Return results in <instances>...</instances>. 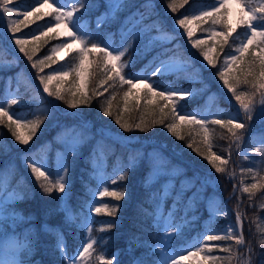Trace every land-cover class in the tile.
I'll use <instances>...</instances> for the list:
<instances>
[{"label": "snow or ice", "instance_id": "6c2138e0", "mask_svg": "<svg viewBox=\"0 0 264 264\" xmlns=\"http://www.w3.org/2000/svg\"><path fill=\"white\" fill-rule=\"evenodd\" d=\"M55 2L56 0H53L52 3H49L48 0H36V4L40 5V7L47 4L48 8L52 9L51 12H41L40 7L35 6L30 11H18L17 8L10 6L11 0H0V21L4 17H9L6 30L13 33V37L21 31V26L32 23L29 17H32L34 13L36 14V19L54 15L56 28H62L63 32H57L56 36L51 38L58 39L63 36L65 39L58 45L53 46L50 49L51 53L54 54L60 50H67L69 55L73 51L76 53L74 63L67 70L57 71L54 69L50 74L39 75V83L43 86L44 93H47L49 97L55 98V100L63 101L68 109L75 110L80 107H91L93 99L103 96L108 91V88L115 87L118 80L121 85H128V90L123 93V110L119 106L115 109L113 108L112 101L115 99V95H112L106 102L101 104V110L105 117L114 119L119 129L129 133L133 131L147 132L155 125H162L167 128L171 136L183 140L184 136L181 135L179 130L182 126H198L203 130L200 134L204 137V143L208 145V151L205 153L200 151L199 148L195 149V151L211 165L215 173L228 174L227 166L229 159L212 151V145L209 143L208 134L210 130L208 125H218L220 128L226 129L232 142L239 147L245 132L249 128V122L253 120L264 122V0H214L212 6L199 11L198 15L185 14L183 18L176 21L185 30L189 38L193 36V29L190 27L193 20L210 24L211 31L208 33V38L196 40L193 43V47L201 49L203 59L207 62L208 66L213 68L217 67V60L210 55V52L217 48L223 51L225 45H229V48H232V45L229 43L230 38L233 37L238 28H243L247 32L246 39L234 48V53L224 56L222 66L218 68L217 72L219 80L223 82V86L227 88L238 102L242 116L239 118L230 117L228 119L212 120L197 119L194 114H180L181 107L179 100L189 95L190 90L174 89L172 87L162 88L155 81L150 82V77L148 76L129 77L125 74V69L129 66L130 61L125 62L122 58L134 47V41L139 38V33L134 35L132 40L122 48L112 47L109 43H104V46H101L100 41L93 42L89 39V33L73 30L80 22V18L75 15L79 10L78 8L72 7L65 10L63 7H53ZM87 2L88 0H85V3H81L80 8L85 7ZM121 2L122 0H108L112 15H115L116 11L119 10ZM188 2L189 0H183L178 6L176 0H172L167 6L172 12H176L178 7L182 8ZM232 5H235L238 9V18L235 24L229 19V9ZM14 13L18 16H23L24 19H11L10 17ZM107 15L108 13L104 14V16ZM137 15L140 21L145 19L143 13H137ZM103 18L97 19V27L103 22ZM152 27H156L155 23L151 26H146L145 30H150ZM49 30L52 31V29ZM41 35L47 34L41 33ZM32 38L33 40H39L40 36L33 33ZM209 40L211 44L208 43ZM28 43L23 38H15V45L19 48V52L23 53L28 61H32V68L37 69L39 73H43L46 67H51L52 64L57 63L53 55H45L42 59L33 61L37 48L26 47ZM74 44L78 45L75 50L73 49ZM5 63L10 64L11 62L0 61V65ZM93 68L99 69L104 78L96 85V90L90 93L89 83L93 76ZM176 70V66L167 62H161L151 73V76L163 75ZM67 77H72L67 87H50V82L54 79L58 83H63ZM141 83L144 84V89L134 92L133 89H136L137 85ZM104 85H107V87H104ZM241 88L246 90H241ZM141 92L143 93L142 96ZM154 98H159L164 103L162 105L159 103L155 105L151 120L145 119L144 116H141L138 121H129L124 118V112L131 113L133 110L143 111L144 108L153 103ZM18 102L17 99H11L9 104L17 105ZM165 109H170V112L166 113ZM15 115V113L10 115V107L6 108L3 103H0V124H4L8 128L11 136L18 144L28 145L33 136H35L37 129L41 127L43 121L39 118L26 120L18 116L14 119ZM45 115L51 118V113L46 112ZM169 117L170 122L166 124L165 121ZM3 118H7V121H10V123H5ZM86 128L87 124L85 122L83 128L79 131H77L76 126L66 129L65 143L68 146V156L74 157L77 155L80 146L89 139V136L84 131ZM261 143L264 145V139L261 140ZM186 146L192 148L193 144L188 143ZM254 151L264 155V146L257 147ZM141 155L129 156L127 165L119 177L120 181L127 179V173L135 169L139 164ZM92 159L93 171L91 176L103 180L102 169L96 163L95 150ZM148 163L149 172L143 181L146 189L158 183L163 177H172L178 174L176 169L167 170L165 167L166 161L162 158L157 159L152 153L148 154ZM27 167L31 168L32 175L36 181L40 182V187L44 193L51 194L55 190L62 194L57 211L65 214V223L71 224L74 222L76 215L68 204V200L71 197V184L65 179L64 175L59 174L60 171L67 173L70 170L67 159L65 158L60 165L55 179H50L51 173L44 165L37 166L35 162H31L27 163ZM248 171L251 172L252 170L248 169ZM112 183L116 184L117 180H113ZM204 183L207 184V181ZM175 187L174 180L167 179L159 190V203L156 204L153 226L161 228L164 233L165 240L161 242L162 245L179 230V225L173 226L171 233L168 231V228L172 226L176 212L180 211L179 205L182 200V194L187 189L184 187L183 182L181 183L179 192L175 191ZM258 188H264V184L252 183L245 186L243 192L252 195ZM197 195H199V190L193 193V197L189 198L186 202L182 219L187 218L189 212H195V197ZM3 196L4 184L0 182V264H41L40 261L31 259V256L34 255L35 244L30 238V234L34 233L35 229L25 228L22 231L18 230V225L27 223L31 217H25L22 212L12 206L15 201L23 200L25 198L24 194L13 191L7 196V199H2ZM99 196L101 198L110 197L119 202L126 197V191L109 190V188L104 187L103 191L99 192ZM93 198L95 199V196ZM169 198L173 201L172 208L165 215L162 211V205ZM148 199L149 201H155L157 193H149ZM120 207L119 203L111 206L108 203H103L91 210L95 213L103 212L108 216L115 217ZM260 207L264 210V205ZM208 211L210 216L221 214L218 210L214 209L213 201H208ZM223 214L227 215L226 212ZM113 226L112 223L108 225L109 228ZM242 228L241 214L237 212L236 227L228 225L223 234H205L202 237L205 243L197 246L195 251L187 250V255L177 254L178 258L172 257L171 264H181V261L196 256H200L198 264H209L210 261L215 264L217 258L209 255V253L213 252L214 248H220L231 256L233 253L231 247L207 242L234 241L236 245L242 246L245 244ZM43 229L46 232L54 233L56 237L54 250L59 251V260L65 261V264H76L78 257L82 262H86V264H93V244L96 241L82 244V251L78 249L73 255L69 256L61 230L59 228H50L47 224L43 225ZM104 230L101 229V231ZM88 231L90 232L91 228ZM259 243L262 249L261 255H264V240H261ZM138 247H148L150 248V253H146L142 257H133L131 264H168V256L163 253V247H152L142 242L139 237L133 235L128 241L127 250L131 252ZM158 252L163 255V259L150 261L146 258ZM201 253L203 255H200ZM247 253L248 258L242 259V264H251V247L247 249ZM94 260L95 264H113L114 260L119 264L117 253H112L111 258H106V255L101 253L100 255H96Z\"/></svg>", "mask_w": 264, "mask_h": 264}, {"label": "trees", "instance_id": "16d2710c", "mask_svg": "<svg viewBox=\"0 0 264 264\" xmlns=\"http://www.w3.org/2000/svg\"><path fill=\"white\" fill-rule=\"evenodd\" d=\"M169 3L172 0H167ZM31 0H15L12 4H16L20 10H23V5L29 4ZM183 0H176V4L179 6ZM85 3V0H80L76 4V8L79 10L75 13L80 19L87 18L88 22H92L95 16L99 15L102 10L106 9V4L103 0H88L86 6L80 8V4ZM214 3V0H189L184 7H178L176 12H172V15L177 16L182 15H191L192 13L198 11L201 7L205 5H211ZM140 4L138 0H125L122 8L118 11L117 15L114 16L106 25L107 31L113 32L115 41L118 39L121 30L120 27L125 23V19L130 16L135 8L139 7ZM101 10V11H99ZM41 11V10H40ZM49 8L43 12H51ZM176 14V15H175ZM35 13L29 19L32 23L21 26V31L16 33V37L23 38L29 43L26 45L28 48L36 47L37 51L33 57V61L42 59L45 55H53L57 63L52 64L51 67H46L43 73H39L37 69L32 68V61H28L27 57L23 53L17 50H13L9 53V50L2 40L0 41V61L11 62L10 64L0 65V95H2L3 88L5 86V78L13 70V61L15 56L18 58L17 61L22 62L26 65L27 75L30 83L28 89L29 93L41 92L43 86L39 83V75H47L54 69L57 71L67 70L75 60L76 53L73 51L71 55L67 54L62 58L58 59L55 54L51 53L50 49L55 46L59 41L58 39H52L55 35L49 33L45 36H41L39 40H33V33L36 30H39L45 23L53 22V16H43L40 19L35 18ZM24 19V18H23ZM206 24V23H205ZM13 34V33H12ZM244 29L238 28L237 32L233 34V37L230 38V44L232 48H229V45L224 46V50L220 51L217 48V56L215 59L217 63L220 61L221 57L224 54L232 53L234 48L244 38ZM203 47V46H202ZM166 51L165 46H159L157 44H151L145 46L143 49H136V47L131 48L127 54L122 58L125 62H129L128 71L130 74L136 73L142 67L146 69L151 68L158 59L159 56L167 55L169 53L180 54V50L171 49L169 53L162 52ZM19 53V55L17 54ZM160 54V55H159ZM215 54V55H216ZM159 55V56H158ZM155 58V59H154ZM93 76L89 83V90H96V85L100 80L104 78L103 74L99 69H92ZM154 81L161 85L162 88L167 86H191L190 83H187L179 75L167 74V75H157L152 77ZM219 79V77H218ZM72 80V77L65 78L63 83H58L55 79L50 82V87L56 88L61 87L65 88L68 86V82ZM78 83V82H77ZM111 83V82H110ZM155 86V85H154ZM27 85L23 87L26 88ZM107 87V85H104ZM144 89V87L142 88ZM128 90V85H121L117 80L115 87L108 88V91L104 93L103 96L94 98L91 104V107H80L75 110L68 109L67 105L63 101L55 100L53 97H49L47 93H42L46 102L50 103L53 111L57 114V118L71 117L73 119H80L90 124H100L106 127L109 132H113L116 135L126 137H136L142 144H146L148 139L151 138L155 141L158 137H162L163 140L169 146L170 143H178V147H181L182 150V159L184 165L188 170H191L195 178L202 183V179L205 176H210L212 174L219 178L218 187L216 192L220 195L222 203L226 213L236 220V213L241 214V222L243 224L242 234L244 236L245 244L242 248L236 250L237 248L234 241H216L208 242L211 244L222 245L224 247L234 248L232 256V261H234L235 256L237 259H242L244 256L248 257L247 249L252 248L251 254V264H264V255H261V246L260 241L264 240V210L261 209V205H264V188H258L254 194L249 195L243 192V188L252 184L249 174L246 172V168L238 169L239 165H244L245 162L240 161L238 155H234L233 159L228 164V174H218L215 173V170L211 165L204 160L195 149L199 148L202 152L208 151V145L204 143V137L200 133L203 130L198 128H193L191 126H182L179 130L181 135L184 136V139H177L176 137L171 136L167 131V128L162 125H155L150 128L147 132L133 131V132H123L115 124L114 119L110 117H105L101 110V104L106 102L108 98L112 95H115V99L112 101L113 108H119L123 110V93ZM134 90V89H133ZM143 93L141 92V96ZM163 104L164 102L159 100V98H154L153 103L148 107L144 108L143 111L133 110L131 113L124 112V118L129 121L139 120L141 116H144L145 119L151 120L152 113L155 109L156 104ZM202 100L193 96L192 98H184L179 100V105L182 109H197L201 110ZM215 104H221L227 107L229 104L225 102L222 98H219ZM37 104H33L30 100H19L17 105H11L13 111L19 113L22 119L32 120V119H41L43 121L41 127L37 129L35 136L28 145H20L17 141L11 136L8 128L4 124H0V160L9 161L18 154V152L25 146L35 145L37 142L41 141L42 138L51 135L50 122L48 117L43 113H38L32 111V107H35ZM231 105V104H230ZM166 113L170 112V109H165ZM11 113V112H10ZM5 123H10L7 121V118H3ZM226 119V118H224ZM212 120V119H210ZM170 122L169 119H166L165 123ZM251 124L249 123V126ZM209 128V143L212 145V151L217 154L223 153L227 145H232L233 142L227 133L226 129L220 128L218 125H208ZM143 139L144 141H141ZM115 145L119 143L114 142ZM192 143L193 147L188 148L186 145ZM174 145V144H173ZM123 147V146H122ZM122 147L119 149L121 150ZM236 153V152H235ZM234 153V154H235ZM87 156H82L79 159V163L75 159H71V164L69 171L67 172V179L71 184V197L70 201L74 206V211L77 213L79 209H82L89 199V193L87 187L83 184V181H88L94 183L93 180L87 175L86 168L89 164L85 160ZM113 156L108 157V162L111 163ZM80 165V167H78ZM18 168L15 169L14 175L12 176L9 187L19 189L24 193L25 198L20 200L17 203V207L23 212L25 216L33 218V223L35 224L34 233L30 236L34 239L35 247L37 251L34 252V255L31 256V259L34 261H40L41 264H64V261L59 260V251L54 250V245L56 243V237L52 232H46L41 227L42 223L47 224L50 228H59L64 235L65 240L67 241V249L71 254L76 250V247L80 244L84 231L83 227L79 226L76 221L71 224L65 223V214L63 212L57 211L60 204V193L53 191L51 194H46L43 192V189L40 187V182L36 181L35 177L32 175L31 170L25 168L22 170L21 175ZM123 172L117 174L114 180H117L116 184L108 182L109 190L117 189L126 191V197L121 201L117 202L110 197H103V203H108L110 206L119 203L121 207L118 209L117 215L115 217L108 216L106 213H96L92 221V231L96 236L97 240L94 244V254L98 255L99 252L104 250L106 253V258H111L112 253L117 252L119 258V264H131L133 257H142L144 254L149 253L148 247H138L133 251L129 252L126 250L128 246L129 239L135 235L140 238L142 242L148 244V236L145 230V227L149 224V216L144 210H141V207L146 206L148 199V192H145L139 184H137V179L139 177V172L137 170H131L127 173V179L125 181H120L119 177ZM257 183L264 184V178H260ZM95 185V184H94ZM226 200V201H225ZM206 216L204 212L202 218ZM224 214H220L217 217L218 221L223 220ZM109 223H112L114 226L109 228ZM153 227L150 226L149 229ZM202 222L199 220V227L189 229L195 233H200L202 230ZM22 229V228H20ZM101 229H105L101 231ZM192 232V233H193ZM186 231L180 236L179 240L186 241L190 239L192 233L186 235ZM214 255L217 260L215 264H226L228 263L229 258L231 257L229 253L223 252L220 248H214ZM213 253V254H214ZM150 261H157L159 254L155 253L146 257ZM238 260V262H239ZM113 264H117L114 260ZM213 264V262H209Z\"/></svg>", "mask_w": 264, "mask_h": 264}, {"label": "rangeland", "instance_id": "374dc122", "mask_svg": "<svg viewBox=\"0 0 264 264\" xmlns=\"http://www.w3.org/2000/svg\"><path fill=\"white\" fill-rule=\"evenodd\" d=\"M79 0H56V2L53 4V7H63L65 10H68L69 8H72L75 6V4ZM107 3V11L102 12L99 16H97L94 20V24L92 25L93 28L89 27V23L83 19L79 22V24L74 28V31H80V32H87L90 34L89 39H91L93 42L100 41L101 46H104V43L111 44L112 47L116 48H122L124 45H126L129 41L132 40L133 36L139 33V38L136 39V49H143L145 46L150 44H172L173 46H182V51L184 50V54L186 58L181 59L177 56H166L164 58L159 57L158 62L155 64L154 67L150 68L149 70L145 71L144 68L140 69L136 74H130L128 69H125V74L129 77L135 76V77H144L148 76L150 77V82L154 81L151 76V73L155 70V68L161 63V62H167L169 64H172L176 66L177 73H180L182 76H184L188 81L190 82H196V81H206L207 79H216V75L214 74L216 71L218 72V68L222 66L223 58L226 55H223L218 62V65L216 68H213L211 66L207 65V62L203 59L202 55H199L198 52L194 50L193 43L196 40L201 39H207L208 33L211 31L210 24L204 25L205 23L195 21L193 20L190 24V27L193 29V36L189 38L183 28H181L176 21L180 18H183L184 15L179 14L177 16L172 15L171 9L168 8L169 1L167 0H138L140 6L135 8L134 12L129 16L128 19H126V28L122 33H120L118 39L115 41L113 33L108 32L106 25L109 21V18H111V7L108 3V0H104ZM125 0H122L121 5L119 7V10L122 8L123 3ZM12 2V0H11ZM49 3H52L53 0H48ZM211 5H205L203 6L199 11L205 10L206 8L212 6ZM12 7L17 8L18 11H24V10H31L33 6L40 7V5L36 4V0H33L29 3V5H24L23 10H20L17 5L12 4ZM48 8L47 4H44L43 7H40V10H45ZM118 10V11H119ZM116 11V13L118 12ZM199 11L196 12L194 15H198ZM230 16L229 19L232 21L233 24H235L237 18H238V9L235 7V5L230 6ZM105 13H108L107 16H104ZM115 13V14H116ZM137 13H143L145 16V19L143 21L139 20V16ZM176 15V14H175ZM103 18V22L100 24L99 27H97V19ZM11 19H23V16H18L15 13L10 17ZM9 17H4L2 21H0V41L3 38V41L7 44V48L9 50V53H11L13 50H17V46L15 45V38L18 35H15L13 37V34L10 31L6 30V25L8 22ZM155 23L156 27H152L150 30H145L146 26H151ZM56 22H47L44 24L39 30L35 31V34L38 36H45L41 35V33L49 34L50 32H54L55 36L57 32H63L62 28L57 29L55 26ZM204 25V31L200 30V26ZM49 29H52L50 31ZM245 39L247 37V32L244 30ZM155 38V39H154ZM65 37L61 36L59 37V41L56 43L58 45L62 40H64ZM245 39H242L241 42H243ZM209 44H211V41H208ZM55 45V46H56ZM135 45V43H134ZM78 47V45H73V49L75 50ZM207 50V49H205ZM216 49L212 50L210 52V55L215 57L214 52ZM67 50H60L57 53H54L57 58H63L67 54ZM234 53V52H232ZM230 53V54H232ZM19 55V53H17ZM16 59L13 57L11 60L13 61V67L15 68L11 74L6 76L5 78V86L2 91V95H0V103H3L6 108L10 107V115L12 113H15L16 115L13 117L14 119L18 116L21 118V115L15 111H13V108L9 104V101L11 99H17L18 101L23 100H30L37 102L39 105L38 108L35 110L37 111H43L45 114L46 112L51 113V120L55 119L56 114L53 110L50 109L49 105L44 103L42 91L37 94H31L28 95V88L29 85V79L27 75L26 65L23 64L20 61H17V55H14ZM52 72V71H51ZM50 72V73H51ZM49 73V74H50ZM172 73V72H168ZM27 85L26 88L23 89V87ZM144 87V84H138L137 88L134 89V92H137L138 90L142 89ZM207 85H204L202 83L201 87L197 88H187L185 86L180 87H172L174 89H187L190 90V94L186 97H190L196 92V94L200 95H206L207 91V98H205L206 106L205 110L202 112H195V111H183L181 110L180 114H194L196 115L197 119H209L211 117H220L222 116L223 108L217 107L214 111L210 110V106L212 104V101L216 98L218 94L226 98H230L233 101V107L226 113V116L228 118L230 117H241L242 113L239 108L238 102L235 100V98L232 96V94L223 86V83H217L214 86L206 88ZM168 88V87H166ZM43 90V89H42ZM241 90H246L241 88ZM30 94V93H29ZM179 122V121H177ZM85 122L78 121L76 119H56L54 120L53 124H57L56 129V138H57V145L54 146L52 142L49 140L45 144L38 145L35 149L31 150H24L23 153L20 156L21 162L31 163L35 162L37 166L44 165L50 173V179H55L58 170L60 169V165L63 163L64 159H68L70 156H68V146L65 143V132L66 129L72 126H76L77 131L81 130L84 126ZM251 125L247 132V136H245L244 141L237 147L235 144L233 147L230 145L226 147L223 153H219L218 155H222L225 158H229L230 155H233V151H237L235 153L238 154L239 158L241 160L247 161V166L252 171L250 172V178L252 180V183H256V178H263L264 177V155H261L260 153H257L254 151L257 147H262L261 140L264 139V122H261L260 120H253L250 122ZM87 124V128L84 129L86 135L89 136V139L87 142L83 143L78 152L81 153L82 151L89 150V155L91 158V166L93 163V152L95 150L96 153V163H98L100 169H102V176L104 177L103 180L93 178L97 184L96 186L91 184H86L88 187V191L90 193V200L86 205V211L81 210L79 212V217L77 220L79 221V224L82 225L85 229V237L83 239L82 244L84 243H90L92 241H95V237L92 235V232L88 231L89 228H91V221L95 215V212L92 211L95 206H99L102 204L103 199L99 196V192L103 191L104 187H107L108 180L110 178H114L119 171H122L123 168L126 167L129 156H134L137 154H142L140 158L139 164L136 166H139L140 171L149 172V163H148V154L152 153L154 157L157 159H163L166 161L165 167L167 170L171 171L172 169H176L178 174L172 177H163L161 180L152 185L154 187H161V185L167 180V179H173L175 183V191H180L181 183L183 182L184 187L187 189L182 194V200L183 206L180 209V211L176 212L175 218L172 221V226L168 228V231L171 233L173 231V226L179 225V230L175 232L170 239H168L163 245L161 244L162 241L165 240L164 233L162 232L161 228L155 227L154 231V238L156 241H154L151 246L152 247H163V253L168 256V264H171L172 257L178 258L177 254H183L187 255V250L195 251L196 247L203 244L202 243V237L205 234H223L224 230L228 225H232L233 227H236V222L232 219H227L222 225H216L214 221V216H210L208 211V201H213L214 209L221 212L220 207V201L216 197L215 192H210L206 187H200L197 186V184L194 183L193 179L186 174L187 171L184 169L179 161L180 157H182V150L181 147H178V143H173L169 146H167L166 142L163 140L162 137H158L155 141L153 139L148 138L144 140H148L146 144H142L139 140L136 139V137H126L127 139L123 138L122 136L113 134L107 130L106 127L100 125V124ZM195 126V125H193ZM198 127V126H196ZM199 128V127H198ZM257 128H261L259 131ZM263 133V134H262ZM46 138V137H45ZM44 138V139H45ZM108 139H111L113 142H119V145L127 146L131 145L136 149V152H130L126 151V154H128L126 160L124 162H121V157H117L116 163H114V166L110 168V173L106 171V149H108L110 152H113L114 149H111L110 147H107L108 145ZM141 141H144L143 139H140ZM54 153V157L50 159L51 153ZM102 154V155H101ZM26 158L27 162H26ZM52 162V163H51ZM8 165V171H0V182L4 184V196L2 199H7V196L11 194L15 190H6V185L9 179L8 173L12 169V164ZM240 169V168H239ZM42 170H44L42 168ZM93 169L90 171V175L92 173ZM47 174V173H46ZM60 175H64L65 173L63 171L59 172ZM109 174L111 175L109 177ZM205 181H207V184L210 186L217 185V180L215 178H208L205 177ZM199 190V195L195 197L196 200V210L195 212H189L188 217L182 219L183 217V209L185 208L186 202L189 200V198L193 197V193L197 192ZM154 192L157 193V199L155 201H152L153 206V216L155 219V208L156 204L159 203V191L158 188ZM95 196V199L93 198ZM172 199L170 198L169 204L167 206L166 201L162 205V211L165 215H167V212L169 209L172 208ZM68 204L71 206V203L68 200ZM204 205L208 211L209 216L204 221V230L203 232L199 234H195L193 239L191 241H188L187 243H180L175 242L174 238L175 235L182 231V228L187 225L193 227L195 220L198 218L199 215H201L200 205ZM180 206V205H179ZM72 207V206H71ZM73 209V208H72ZM154 219L152 221V224L154 222ZM35 224L32 223V221H28L25 228L29 229H35ZM24 228V229H25ZM22 231V230H20ZM36 231V230H35ZM30 238L34 241V239L30 236ZM34 244H36L34 242ZM81 244V245H82ZM81 245L76 249V251L79 249L82 251ZM35 251H37V248L35 247ZM67 251V249H66ZM75 251V252H76ZM74 252V253H75ZM68 253V251H67ZM69 254V256L73 255ZM212 252L210 253V255ZM100 255V254H99ZM200 255H203L201 253ZM248 258L245 256L246 259ZM160 259H163V255L160 253ZM200 259V256L189 258L188 260L181 261V264H198ZM242 259L240 260L242 262ZM232 256L229 258L228 263L226 264H234L231 262ZM238 263V260L235 264ZM76 264H86V262H82L78 257ZM93 264L94 257H93Z\"/></svg>", "mask_w": 264, "mask_h": 264}]
</instances>
